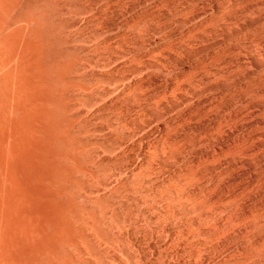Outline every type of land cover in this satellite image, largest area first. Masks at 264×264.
<instances>
[{
  "label": "rangeland",
  "instance_id": "1",
  "mask_svg": "<svg viewBox=\"0 0 264 264\" xmlns=\"http://www.w3.org/2000/svg\"><path fill=\"white\" fill-rule=\"evenodd\" d=\"M0 26L34 141L12 259L264 264V0H0Z\"/></svg>",
  "mask_w": 264,
  "mask_h": 264
},
{
  "label": "bare ground",
  "instance_id": "2",
  "mask_svg": "<svg viewBox=\"0 0 264 264\" xmlns=\"http://www.w3.org/2000/svg\"><path fill=\"white\" fill-rule=\"evenodd\" d=\"M9 63L10 59L0 54V264H22L23 260L21 261L18 257H16V260L12 259L10 253L16 247V243L19 242L17 239H22L23 234H28V231L30 232L33 227H31L32 224L29 221L30 227H28L30 229L27 228L28 222L19 219L13 208L23 200V195H28L23 189L21 190L23 180L20 175V166H22V162L26 158L31 159L33 157V155H30L33 153V146L31 145L33 137L25 123L29 119L31 121L32 115L28 111V106L25 105L27 96L26 94L24 95L23 83H18L17 76H15L17 80L15 81L14 79L15 72L18 68H16L17 66L11 67ZM11 80L17 83H11ZM30 121L27 123L29 124ZM30 195L29 197H31ZM26 237L27 235H25ZM34 251H37V254H42L38 253V250ZM30 253L29 255H31ZM39 256L33 257L34 260L31 256L30 260H33L34 264L44 262L42 260L46 258V255L43 259L38 258ZM36 258L40 259L41 262L39 260L35 262ZM30 260L29 262H31ZM26 264L29 263L27 262Z\"/></svg>",
  "mask_w": 264,
  "mask_h": 264
}]
</instances>
